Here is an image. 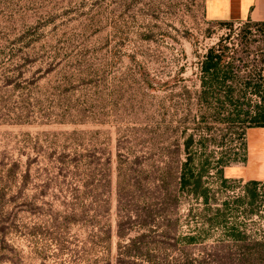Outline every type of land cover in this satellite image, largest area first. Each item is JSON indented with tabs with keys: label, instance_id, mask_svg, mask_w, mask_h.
I'll list each match as a JSON object with an SVG mask.
<instances>
[{
	"label": "rangeland",
	"instance_id": "rangeland-1",
	"mask_svg": "<svg viewBox=\"0 0 264 264\" xmlns=\"http://www.w3.org/2000/svg\"><path fill=\"white\" fill-rule=\"evenodd\" d=\"M246 32L264 24L208 21L203 0H0V264H264V187L217 172L241 125L195 97L207 48ZM185 130L207 202L175 197Z\"/></svg>",
	"mask_w": 264,
	"mask_h": 264
},
{
	"label": "trees",
	"instance_id": "trees-1",
	"mask_svg": "<svg viewBox=\"0 0 264 264\" xmlns=\"http://www.w3.org/2000/svg\"><path fill=\"white\" fill-rule=\"evenodd\" d=\"M232 23L219 22V24L228 25ZM262 41L264 42V36L263 40H259L255 34L250 32L242 35L237 34L236 37L227 34L208 47L199 61L200 84L199 89L195 91L196 99L199 100L203 109H209L215 116L229 122L235 121L241 125V137H245V130L249 127L264 126V48H257L254 53L255 57L251 61H245L240 66L237 63H241L243 59L236 57L237 47L241 46L242 52L248 56L253 53L250 49L252 44ZM245 70H249L248 74L242 75L241 72ZM184 135L182 148L179 149L184 152L185 159L179 161L178 175L175 179V186H173L176 189L175 197L194 195L196 198H201L207 202L209 188L205 177L211 162L206 155V149L201 146L194 147V134H187V130H185ZM240 159H243V154L236 160L239 161ZM233 160L235 158L228 161L219 159L217 164L221 165V168L217 167V172L222 174V167L228 166ZM165 174L166 172L157 179L159 184L155 185L154 188L156 194L165 193L168 190L169 186ZM221 180H224L223 176ZM247 185H253L254 189L264 187L262 183L256 181ZM125 187L118 174V193L121 194ZM203 231L199 229L198 234H186L182 238L187 243H195ZM226 231L233 239H243L242 233L234 225L227 227ZM118 233L119 236L124 234ZM137 239L130 241L137 242L135 241ZM214 249H223V246L217 244ZM130 250L127 249L126 252L129 253ZM177 264L194 263L185 254L182 261Z\"/></svg>",
	"mask_w": 264,
	"mask_h": 264
},
{
	"label": "crops",
	"instance_id": "crops-1",
	"mask_svg": "<svg viewBox=\"0 0 264 264\" xmlns=\"http://www.w3.org/2000/svg\"><path fill=\"white\" fill-rule=\"evenodd\" d=\"M203 7L211 22L264 23V0H203ZM243 152V159L224 168L223 177L243 185L264 183V126L246 129Z\"/></svg>",
	"mask_w": 264,
	"mask_h": 264
},
{
	"label": "built area",
	"instance_id": "built-area-1",
	"mask_svg": "<svg viewBox=\"0 0 264 264\" xmlns=\"http://www.w3.org/2000/svg\"><path fill=\"white\" fill-rule=\"evenodd\" d=\"M262 185H264V183H262Z\"/></svg>",
	"mask_w": 264,
	"mask_h": 264
}]
</instances>
